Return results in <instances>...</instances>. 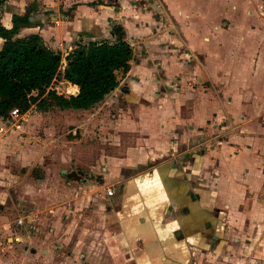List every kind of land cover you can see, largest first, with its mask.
Masks as SVG:
<instances>
[{
    "label": "crops",
    "instance_id": "0c3cea01",
    "mask_svg": "<svg viewBox=\"0 0 264 264\" xmlns=\"http://www.w3.org/2000/svg\"><path fill=\"white\" fill-rule=\"evenodd\" d=\"M14 16L63 69L116 24L133 55L88 108L0 116V264L264 261V0H2Z\"/></svg>",
    "mask_w": 264,
    "mask_h": 264
},
{
    "label": "trees",
    "instance_id": "16d2710c",
    "mask_svg": "<svg viewBox=\"0 0 264 264\" xmlns=\"http://www.w3.org/2000/svg\"><path fill=\"white\" fill-rule=\"evenodd\" d=\"M23 22H28L27 16H14L11 28L0 24V38H3L0 48V116L3 118H8L14 107L25 112L34 102L40 108L51 105L88 108L118 85L117 69L128 70L130 67L133 49L125 39L122 24L114 26L116 40L112 43H77L65 56L67 63L61 71L63 53L49 47L40 34L16 36ZM58 75L79 85L80 92L66 96L50 89ZM35 90L38 92L34 95Z\"/></svg>",
    "mask_w": 264,
    "mask_h": 264
},
{
    "label": "rangeland",
    "instance_id": "374dc122",
    "mask_svg": "<svg viewBox=\"0 0 264 264\" xmlns=\"http://www.w3.org/2000/svg\"><path fill=\"white\" fill-rule=\"evenodd\" d=\"M1 44H2V40L0 39V47H1ZM57 50H60L59 48L57 49ZM61 52H62V50H60ZM64 58L62 59V66H61V71H62V69H63V66H64ZM53 85H51V86H53L54 88H50V89H55L59 94H62L63 92V88H64V86H63V83H62V76L61 75H58L54 80H53ZM50 87V86H49ZM35 91H37V90H35ZM38 92V91H37ZM33 93V92H32ZM69 93V92H68ZM64 94V93H63ZM35 95V94H34ZM65 95V94H64ZM70 94H67V96H69ZM11 115V113L9 114V116ZM260 247V246H259ZM260 250H262V251H264V247H260ZM245 262H247V261H245ZM254 264H256V263H254ZM257 264H264V261H260V260H258L257 261Z\"/></svg>",
    "mask_w": 264,
    "mask_h": 264
},
{
    "label": "built area",
    "instance_id": "2783aa9c",
    "mask_svg": "<svg viewBox=\"0 0 264 264\" xmlns=\"http://www.w3.org/2000/svg\"><path fill=\"white\" fill-rule=\"evenodd\" d=\"M34 93H36V91H33V94ZM20 110H19V108H17V107H14L11 111H10V113H11V115H15V116H18L19 114H20ZM113 192H114V190H113V188H107V193L108 194H113ZM24 217H18L17 218V223L18 224H23L24 223Z\"/></svg>",
    "mask_w": 264,
    "mask_h": 264
},
{
    "label": "water",
    "instance_id": "95a60500",
    "mask_svg": "<svg viewBox=\"0 0 264 264\" xmlns=\"http://www.w3.org/2000/svg\"><path fill=\"white\" fill-rule=\"evenodd\" d=\"M1 4H2V0H0V9H1ZM68 175L72 177H76V178L79 176L77 171H74V170L69 172Z\"/></svg>",
    "mask_w": 264,
    "mask_h": 264
},
{
    "label": "bare ground",
    "instance_id": "6f19581e",
    "mask_svg": "<svg viewBox=\"0 0 264 264\" xmlns=\"http://www.w3.org/2000/svg\"><path fill=\"white\" fill-rule=\"evenodd\" d=\"M71 89H74V86H73V87H71Z\"/></svg>",
    "mask_w": 264,
    "mask_h": 264
}]
</instances>
